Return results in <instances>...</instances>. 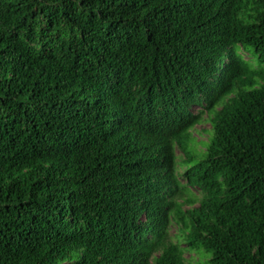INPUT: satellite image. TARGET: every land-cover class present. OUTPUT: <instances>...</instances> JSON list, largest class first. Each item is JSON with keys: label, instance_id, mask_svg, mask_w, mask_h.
<instances>
[{"label": "trees", "instance_id": "obj_1", "mask_svg": "<svg viewBox=\"0 0 264 264\" xmlns=\"http://www.w3.org/2000/svg\"><path fill=\"white\" fill-rule=\"evenodd\" d=\"M172 222L264 264V0H0V264H191Z\"/></svg>", "mask_w": 264, "mask_h": 264}, {"label": "rangeland", "instance_id": "obj_2", "mask_svg": "<svg viewBox=\"0 0 264 264\" xmlns=\"http://www.w3.org/2000/svg\"><path fill=\"white\" fill-rule=\"evenodd\" d=\"M243 56L247 58L249 55L243 52ZM190 135L191 136L189 138L187 152L190 151L195 156L187 162H184L187 156L184 155L179 148H176L175 169L177 176L180 175L178 173V170H184L186 167L203 157L202 153L204 152L206 144L212 135L211 116L209 113L204 112L200 122L196 124L193 128H191ZM184 207L187 208L188 205H185ZM180 233L181 232L177 230L176 224L172 222V225L170 227V236L173 241L179 242L181 244V249L184 252L183 254L186 261L191 264H209L208 259L210 258L211 254L209 252H206L202 248L190 249L186 247L184 243H182L183 241L181 240V238L179 237Z\"/></svg>", "mask_w": 264, "mask_h": 264}]
</instances>
